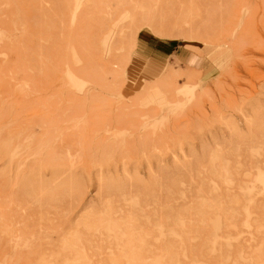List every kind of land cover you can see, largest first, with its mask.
Listing matches in <instances>:
<instances>
[{
  "label": "rangeland",
  "instance_id": "1",
  "mask_svg": "<svg viewBox=\"0 0 264 264\" xmlns=\"http://www.w3.org/2000/svg\"><path fill=\"white\" fill-rule=\"evenodd\" d=\"M0 264H264V0H0Z\"/></svg>",
  "mask_w": 264,
  "mask_h": 264
},
{
  "label": "crops",
  "instance_id": "2",
  "mask_svg": "<svg viewBox=\"0 0 264 264\" xmlns=\"http://www.w3.org/2000/svg\"><path fill=\"white\" fill-rule=\"evenodd\" d=\"M188 48V47H187ZM192 48V51H195V47H189ZM174 57H176L179 61L185 62L188 64V67H186V71L190 73H194L199 75L201 77V71L196 70L195 68H202L204 61L203 58L193 56L189 53H186L180 49H175L173 51ZM196 57V58H195ZM191 63V64H189ZM192 65V66H191ZM191 66V67H190Z\"/></svg>",
  "mask_w": 264,
  "mask_h": 264
}]
</instances>
